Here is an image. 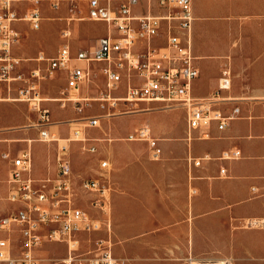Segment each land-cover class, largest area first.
I'll return each mask as SVG.
<instances>
[{"label": "built area", "instance_id": "obj_1", "mask_svg": "<svg viewBox=\"0 0 264 264\" xmlns=\"http://www.w3.org/2000/svg\"><path fill=\"white\" fill-rule=\"evenodd\" d=\"M66 1L72 15L67 21L75 18L101 22L107 28L106 33L97 39L93 49L72 53L70 29H62L56 53L53 56L38 53L32 58L34 66L27 73L22 72L23 59L13 54L21 38L16 23L28 22L32 30H39L44 18L42 10L58 11ZM80 2L86 5L85 17L79 16ZM192 21V0H0V84L8 91L13 85L18 86L17 97L13 99L26 102L37 114L39 122L35 126L39 127L38 140L42 142L57 140L51 130L55 123L50 120V110L43 104L48 98L42 97V83L53 80L57 73L64 75V85L56 98L59 107L72 105L81 114L96 102L99 108L107 109L104 115L88 114L74 120H83L88 127L99 126L104 117L150 111L134 107L154 103L162 109H185L189 130L205 129L212 123L223 129L239 116V108L233 107L225 115L213 106L215 101H198L191 95L192 82L199 75L191 50ZM161 39L162 44L157 42ZM230 82L231 72L225 67L218 90L228 89ZM129 106L132 109L120 108ZM80 134L79 129H74L68 141H89L79 137ZM202 136L207 137L208 132ZM127 140L146 142L153 159L161 156L158 139L148 125L138 127ZM83 148L96 152L95 145ZM60 150L64 154L56 156V177L41 180L31 176L33 156L29 146L14 155L2 154L10 166L7 200L21 205L0 215V264H41L37 250L44 242L66 244L60 264H126L103 241H98L91 250L78 251L77 233L97 231L101 222L78 205L72 165L65 153L67 146L61 145ZM240 157L241 151L234 148L222 151L218 159L230 161ZM203 159L190 157L188 162L199 166ZM100 166L108 169L109 162L103 160ZM219 172L227 174L223 167ZM78 188L98 195V199L92 200L93 205L106 213L108 179H82ZM104 220L109 228V220ZM15 233L17 239L13 238Z\"/></svg>", "mask_w": 264, "mask_h": 264}, {"label": "crops", "instance_id": "obj_2", "mask_svg": "<svg viewBox=\"0 0 264 264\" xmlns=\"http://www.w3.org/2000/svg\"><path fill=\"white\" fill-rule=\"evenodd\" d=\"M82 3L80 14L85 11L86 15ZM66 7L69 9L67 1L59 10ZM192 16L191 50L199 75L192 82L191 95L198 101H215L213 106L225 115L238 107L239 116L223 129L212 123L193 130L187 128L183 108L117 118L115 136L127 140L136 128L148 125L162 150L161 156L153 159L146 142L114 143L115 231L126 238L115 256L126 264H185L192 257H217L220 245L235 250L245 244V232L231 236V228L256 219L263 220L264 226V0H192ZM157 42L164 43L163 39ZM69 43L72 53L96 45L74 43L71 36ZM225 67L231 72L230 87L218 90ZM56 77V82L64 84L62 73ZM50 83H42L43 93L51 91ZM95 93L92 90L91 94ZM176 112L180 113L178 118ZM144 116L150 120L145 121ZM124 118H128L127 125ZM204 132H208L207 137L202 136ZM23 135L0 129L4 162L8 163L3 153L14 155L20 149L14 152L1 141L22 139ZM234 148L241 151L239 159H218L222 151ZM31 151V176L35 180L55 178L57 155L38 144H33ZM190 157L205 159L194 166L188 162ZM222 167L227 171L224 176L219 172ZM72 170L74 177L76 171ZM2 172L6 177L5 170ZM8 188V179L6 183L0 180L4 205L0 215L10 208ZM258 245L261 255L257 259L264 261V231Z\"/></svg>", "mask_w": 264, "mask_h": 264}, {"label": "rangeland", "instance_id": "obj_3", "mask_svg": "<svg viewBox=\"0 0 264 264\" xmlns=\"http://www.w3.org/2000/svg\"><path fill=\"white\" fill-rule=\"evenodd\" d=\"M82 6H84V3H82ZM42 13L46 18L42 20L39 30H32L28 22L16 23V26L20 29L21 38L13 48V54L23 59L22 71L24 70L25 73H27L30 70L29 68L34 65L35 62L32 58L37 56L38 53L42 52L45 56H53L55 54L61 43L60 31L62 29L69 28L72 41L77 44L81 43L80 45H87L88 47L93 46L98 37L106 32V27L102 23L87 20L79 21L75 18L73 21H67L66 18L72 16L67 7L58 11L43 9ZM58 14L59 19H55ZM73 16L76 17L77 15ZM79 16L84 17L85 11H83L82 14H79ZM27 69L28 71H25ZM57 80L58 78L56 77L53 81H48L51 82L50 92H42V97L48 98L43 104L50 110V120L55 123V125L51 127V130L55 131L57 140L51 142L39 141V127L35 126L39 122L37 114L30 110L29 105L26 102L13 99L17 97L18 86L13 85L10 91H8L4 85L0 84V129H3L4 131H18L24 133L22 139L14 138L3 140L1 142L8 144V147L14 152L21 148H25V145L27 147L30 145L32 149L33 144H38L40 147L49 150L51 154L55 156L57 154L62 156L64 153H62L60 147L61 145H66L67 151L65 153L68 155L72 167L76 171L74 177L78 192V205L88 212L91 217L97 218L101 222V227L97 231L77 233L76 237L79 241L78 251L83 252L91 250L97 245L98 241H103L104 245L110 246L112 253L116 255L115 250L125 243L126 238L122 239L115 231L114 165L112 162V159L114 158V143H131L125 139L126 137L114 135L116 120L121 116L165 111L168 109H162L160 104L139 103L137 107L135 105L134 109L138 108L137 110L139 111H150L104 117L100 120L99 126L88 127L83 120L72 121L81 117H86L89 114L87 112L93 110H98L97 114L104 115L105 112H107V109L99 108L96 102L92 104L93 107L85 108L81 114H77L72 105H67L66 108L59 107L57 101L50 100L59 97V90L64 85L61 84V82H56ZM120 108L121 110L132 109L131 106ZM176 113V117L178 118L180 113ZM151 115L152 117L153 115L157 117L159 116V114ZM144 119L145 121H149L150 117L144 116ZM123 122L127 125L128 118H124ZM74 129H79L81 131L79 137H85L89 141L84 143L66 141V138L73 137L72 132ZM29 139H31V141H28ZM89 145H95L96 152H88L83 148V146L87 148ZM103 160L109 162L108 169L101 168L100 163ZM0 161L3 163V165H0V171L2 172L5 170L6 172V177H3L4 172H2L0 180L6 183L9 178L8 171L10 166L1 159V153ZM90 178L100 179L101 181L108 179V182L110 183V189L105 192L106 213H103L98 206L93 205L92 200L98 199V195L92 192H83L78 188L82 179ZM8 203L10 204V208L3 214L10 213L21 205L20 203ZM3 206V203L0 201V209H3ZM143 216V214H139L140 218ZM105 218L109 220V228L106 226ZM262 221L263 220L257 219L251 222L244 221L239 227H233L230 229L231 236L233 233L239 234L240 232H245L246 235L243 239L245 243L244 246L239 245V248L233 250L232 246L220 245L216 247L217 250L215 253L218 255L217 257H192V260L188 259L185 261V264H203L206 261H218L220 262L219 264L226 261H228L229 264H264V261L257 259V257H260L261 255V247L258 245V242L260 243L261 241V231H264ZM13 238H18L17 233L13 235ZM66 249L67 247L65 243L44 242L37 250V255L41 259V264H60L59 261L65 256Z\"/></svg>", "mask_w": 264, "mask_h": 264}, {"label": "bare ground", "instance_id": "obj_4", "mask_svg": "<svg viewBox=\"0 0 264 264\" xmlns=\"http://www.w3.org/2000/svg\"><path fill=\"white\" fill-rule=\"evenodd\" d=\"M57 100V99H56ZM72 124V123H71ZM80 136V135H79ZM68 140H70V139H68V138H66V141H68ZM101 173V172H100ZM253 223V222H252ZM220 262H218V261H214V262H211V261H206V262H204L203 264H219Z\"/></svg>", "mask_w": 264, "mask_h": 264}]
</instances>
